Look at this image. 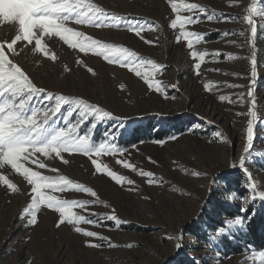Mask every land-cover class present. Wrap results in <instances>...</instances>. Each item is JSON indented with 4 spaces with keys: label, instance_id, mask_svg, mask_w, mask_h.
Segmentation results:
<instances>
[{
    "label": "rangeland",
    "instance_id": "obj_1",
    "mask_svg": "<svg viewBox=\"0 0 264 264\" xmlns=\"http://www.w3.org/2000/svg\"><path fill=\"white\" fill-rule=\"evenodd\" d=\"M86 2L105 8L117 19H110L104 28L76 25L74 21L67 22V26L104 43L127 47L141 58L162 65L153 70L146 64L141 71L150 72L151 82L159 81L163 91L149 87V82L136 77L131 67L109 63L91 50L81 53L58 37H44L48 57L35 52L34 42H17L14 51L7 50L9 58L37 87L83 98L120 118H106L99 123L92 140L98 144L106 139L105 133H116L114 142L124 150L100 156L93 153L90 157L76 152L61 153L59 157L38 153L46 168L38 169L31 162L25 166L50 177L67 176L74 183L92 188L97 197L78 192L74 186L63 192L45 191L61 199L101 201L86 210L77 207L74 211L85 216L98 214L92 217L98 221L101 216L115 214L122 223L104 220L100 226L79 225L98 233V237L89 238L76 233L71 225L57 228L59 214L42 206L37 225L29 227L23 217L33 195L32 186L5 166L0 175H6L20 191L12 192L0 181V264H262L258 253L264 245L244 247L239 253L221 251L224 241L234 242L235 235L245 229L226 228L230 238L217 236L216 230L225 226L223 221L235 217H226L214 209L218 202L238 208L241 213L251 206L254 214L264 208V202L249 190L250 181L239 167L244 158L252 174L251 182L258 185L257 192L264 191V0H184L206 10L196 12L197 22L186 26V30L202 35L193 49H188L183 40L176 41L180 29L169 27L176 13L167 0ZM252 8L256 9L252 19L257 27L254 46L251 26L244 19ZM180 14L193 15L183 8ZM207 14L214 18L209 21ZM137 21L144 25L143 38L128 30ZM149 23L152 28L147 26ZM17 34V24L0 22V41L10 42ZM193 50L208 53L199 75L194 68L199 61L191 56ZM52 54L57 57L55 61L50 59ZM253 55L257 61L255 84ZM205 84L210 88L206 89ZM249 91L255 97V109ZM221 96L228 99L220 100ZM252 110L257 112L254 141L246 153L247 123L251 119L247 113ZM88 127H81L80 133ZM217 131L222 133L220 137H216ZM133 132H138L140 139L129 144ZM173 136L177 139L171 140ZM107 139L111 141L113 137ZM157 140L165 143L157 144ZM61 157L68 163H63ZM93 159L107 166L102 173H97ZM118 161H126L133 168L126 169ZM108 170L124 176L123 184L115 183L107 175ZM142 171H150L154 177H146ZM196 172L201 175L195 176ZM232 177L240 181L238 185L229 184ZM149 179L154 182L150 184ZM128 180L133 183L128 184ZM242 207L246 211H241ZM189 227H199L203 235L190 234ZM89 242L102 247H88ZM177 242L182 243L179 250Z\"/></svg>",
    "mask_w": 264,
    "mask_h": 264
},
{
    "label": "snow or ice",
    "instance_id": "obj_2",
    "mask_svg": "<svg viewBox=\"0 0 264 264\" xmlns=\"http://www.w3.org/2000/svg\"><path fill=\"white\" fill-rule=\"evenodd\" d=\"M173 12L176 13L175 18L171 20L169 27L173 30L179 28V35L176 41L183 40L187 44L188 49H193L194 44H198L202 40V35L199 32L186 30L187 25H192L197 22L194 18L196 12L205 13L203 6L196 3H185L184 0H167ZM181 8L184 11L193 13V15H181ZM256 9L249 10V15L244 19L248 25L251 26V39L253 46L257 35V27L252 19V14ZM211 21L214 17L207 14L206 17ZM115 17L109 13L105 8L98 6L95 3L86 2V0H3V5L0 7V22L6 24H17L18 33L10 42L0 41V169L9 166L17 174L26 180L28 185H31L30 205L24 209L26 214L23 218L29 227H34L38 223L37 214L40 212L42 206L47 209L54 210L58 213V219L55 224L57 228L64 225H71L74 231L82 234L85 237L96 238L98 233L95 231L85 230L80 227L81 224L100 226L104 220H111L115 224H120L122 221L118 219L117 215L111 214L101 216L98 221L92 218L98 214L89 213L88 216L81 215L74 211L79 207L86 210L89 205L102 203L98 200H76V199H61L56 195L46 193L47 190L51 192L61 191L70 186H74L76 191L88 193L92 197H97L96 191L83 184L74 183L67 176L60 175L58 177H50L43 175L39 170H33L31 167H26L25 164L31 162L38 169H45V162L40 159L37 154H43L45 157H52L54 153L59 157L61 153H83L85 156H91L95 153L100 156L104 152L116 153L123 152V149L117 147L114 142L116 133H105L106 139L98 144L93 142L92 137L94 130L98 124L106 118L120 119L115 117L111 111L105 110L103 107L92 104L83 98L71 97L64 94L48 92L43 88L37 87L33 80L26 74V72L9 58L7 50H15L17 42H25L26 45H33L37 53H42L45 57L49 56V51L44 37H58L65 44L73 49H79L81 53L91 50L109 63L115 62L125 68L131 67V71L136 77L142 78L149 82V87L154 88L157 92L163 91L160 87V82H151L152 74L150 72L141 71V68L149 64L153 70L160 69L163 66L157 64L152 60H145L138 56V54L127 47L117 46L115 44L104 43L99 39L86 35L83 31H78L73 27L67 26V22H73L76 25H91L96 28H104L108 26V21ZM119 27V24L112 25ZM152 28L153 25H147ZM158 27V25H156ZM144 25L137 21L135 24L129 26V31L134 32L137 37H141V31ZM243 35V32L241 33ZM143 38V37H141ZM148 44H153L152 41H146ZM207 52L192 51L191 56L196 58L199 62L194 64L196 74L199 75L201 64L205 60ZM50 59L55 61L57 57L52 54ZM256 58L251 57L252 65V83L255 84L256 77ZM88 72L95 75L92 68L87 69ZM123 88V86H121ZM173 88L176 85L172 86ZM234 87V85H233ZM205 88L209 89L210 85L205 84ZM248 96L252 98V108L255 109V97L252 91L248 92ZM228 99L221 96L220 100ZM241 97L240 102H243ZM235 103L236 101H232ZM43 105V106H41ZM63 109V111H62ZM59 114V115H58ZM251 119L247 123V148L246 153L253 148L254 141V124L257 119V112L252 110L247 113ZM57 118L60 123H57ZM95 122H91V121ZM51 121V123H50ZM126 123V121H123ZM85 124L89 127L87 131L80 133L79 129ZM113 137V140H108L107 137ZM216 137H220L222 133L217 131ZM171 140H176L177 137H170ZM227 138L225 137V141ZM157 144H164V140H157ZM62 162L67 164V160ZM152 161L151 157H148ZM97 173H102L107 167L102 166L97 160H92ZM126 169L133 168V166L126 161H118ZM236 167V165H232ZM246 178L250 181L249 190L258 196L261 202H264V191H258V185L252 181V174L245 167V159L242 158L239 164ZM135 170V169H133ZM51 171H58L51 169ZM146 177L152 178L154 174L150 171L143 172ZM107 175L117 184L122 185L125 177L118 173L108 170ZM199 177L200 172L194 173ZM0 181L12 192H19L17 184L12 182L6 175H0ZM132 184L131 180L127 181ZM150 184L154 181L149 179ZM241 211H246L243 207ZM114 212V210H113ZM251 222V217L236 216L233 219H225L223 225L216 230L217 236L228 237L227 229L240 228L245 229L247 223ZM100 239H108L100 236ZM168 239L169 237H165ZM178 241L179 237L176 238ZM215 239V237H213ZM88 247L100 248L102 245L87 243ZM109 246H113L109 240ZM131 247V245H129ZM177 250L182 248V243L175 244ZM262 264H264V250L258 253Z\"/></svg>",
    "mask_w": 264,
    "mask_h": 264
},
{
    "label": "trees",
    "instance_id": "obj_3",
    "mask_svg": "<svg viewBox=\"0 0 264 264\" xmlns=\"http://www.w3.org/2000/svg\"><path fill=\"white\" fill-rule=\"evenodd\" d=\"M212 38H216L217 35L212 34ZM149 123V120L147 121ZM150 124V123H149ZM147 124V125H149ZM142 130V129H141ZM140 139L138 132H133L131 134V137L128 141V143L136 142ZM229 184L233 185L238 183L240 181L236 180V177H232V179H229ZM217 213L224 215L226 217H236V216H244L245 218L251 217V222L247 223V227L244 231H240L239 234L235 235L236 240L232 242L231 240H226L223 242L221 246V251L225 254H231V253H239L243 250L244 247L249 246H263L264 245V208L260 209V211H257L254 214V207L251 206L246 212L241 213L240 209L238 208H232L228 207L226 204L218 202L215 205L214 209ZM217 224H221L219 221H217ZM188 232L190 234H195L197 236H201L203 234H200L199 227H189Z\"/></svg>",
    "mask_w": 264,
    "mask_h": 264
}]
</instances>
